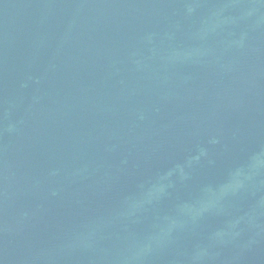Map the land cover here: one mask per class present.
Listing matches in <instances>:
<instances>
[{"label":"water","instance_id":"1","mask_svg":"<svg viewBox=\"0 0 264 264\" xmlns=\"http://www.w3.org/2000/svg\"><path fill=\"white\" fill-rule=\"evenodd\" d=\"M0 264H264V0H0Z\"/></svg>","mask_w":264,"mask_h":264}]
</instances>
